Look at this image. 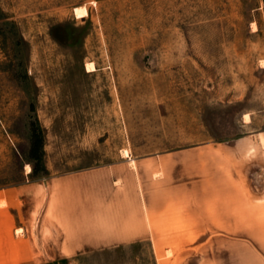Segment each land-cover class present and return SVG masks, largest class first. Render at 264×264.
Masks as SVG:
<instances>
[{"label":"rangeland","instance_id":"rangeland-1","mask_svg":"<svg viewBox=\"0 0 264 264\" xmlns=\"http://www.w3.org/2000/svg\"><path fill=\"white\" fill-rule=\"evenodd\" d=\"M262 131L264 0H0V189L123 152L177 158L193 166L196 227L209 176L248 190L232 144ZM239 204L258 208L235 216L245 229L195 228L159 264H264V201ZM79 259L63 264H156L149 246Z\"/></svg>","mask_w":264,"mask_h":264},{"label":"crops","instance_id":"crops-1","mask_svg":"<svg viewBox=\"0 0 264 264\" xmlns=\"http://www.w3.org/2000/svg\"><path fill=\"white\" fill-rule=\"evenodd\" d=\"M253 134L232 144L248 190L239 193L229 181L209 176V189L201 195L207 202L196 227L193 166L177 158L129 156L1 188L0 264H63L84 256L124 254L136 246L152 247L159 264L161 248L193 247L195 228L245 229L235 226L242 225L235 216L257 214L258 208L239 203L264 201V177L250 172L253 167L264 170L263 157L260 164L250 158L253 151L263 150L258 136L264 142V131ZM223 241L215 238L203 245Z\"/></svg>","mask_w":264,"mask_h":264},{"label":"bare ground","instance_id":"bare-ground-1","mask_svg":"<svg viewBox=\"0 0 264 264\" xmlns=\"http://www.w3.org/2000/svg\"><path fill=\"white\" fill-rule=\"evenodd\" d=\"M88 72H95L96 68L93 66V64H89L87 67ZM126 158H129L130 154H128L127 152H123ZM27 173H30L32 171V169L28 166L26 169Z\"/></svg>","mask_w":264,"mask_h":264}]
</instances>
